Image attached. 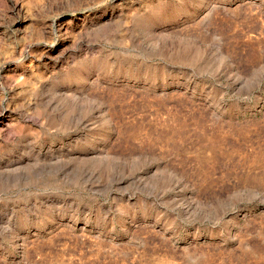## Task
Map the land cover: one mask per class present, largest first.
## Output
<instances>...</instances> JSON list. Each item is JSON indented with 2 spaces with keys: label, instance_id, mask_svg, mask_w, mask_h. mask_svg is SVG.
<instances>
[{
  "label": "rangeland",
  "instance_id": "obj_1",
  "mask_svg": "<svg viewBox=\"0 0 264 264\" xmlns=\"http://www.w3.org/2000/svg\"><path fill=\"white\" fill-rule=\"evenodd\" d=\"M0 264H264V0H0Z\"/></svg>",
  "mask_w": 264,
  "mask_h": 264
}]
</instances>
